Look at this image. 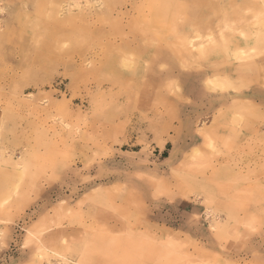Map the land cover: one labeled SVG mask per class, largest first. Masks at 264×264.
<instances>
[{
  "label": "rangeland",
  "instance_id": "1",
  "mask_svg": "<svg viewBox=\"0 0 264 264\" xmlns=\"http://www.w3.org/2000/svg\"><path fill=\"white\" fill-rule=\"evenodd\" d=\"M263 5L0 0V264H264Z\"/></svg>",
  "mask_w": 264,
  "mask_h": 264
},
{
  "label": "bare ground",
  "instance_id": "2",
  "mask_svg": "<svg viewBox=\"0 0 264 264\" xmlns=\"http://www.w3.org/2000/svg\"><path fill=\"white\" fill-rule=\"evenodd\" d=\"M93 2H94V0H93ZM64 3H66V5L67 6H69L70 5V2H67V1H65ZM84 3V2H83ZM86 3V2H85ZM99 4V3H98ZM101 4H102V1H101ZM76 5H78V3L76 4ZM81 5V4H80ZM94 5H96V2H95V4ZM104 6V5H103ZM264 6V5H263ZM66 8V7H65ZM97 8V7H96ZM63 9V8H62ZM3 10V9H2ZM65 10V9H64ZM91 10V9H90ZM94 10V9H93ZM1 11V10H0ZM88 12V11H87ZM89 12H91V11H89ZM88 12V13H89ZM194 18V17H193ZM122 22V21H121ZM257 24V23H256ZM210 28V27H209ZM252 31V30H251ZM254 31V30H253ZM216 33V32H215ZM248 33H250V32H248ZM217 34V33H216ZM187 36V35H186ZM253 36V35H252ZM251 36V37H252ZM19 38H21V37H19ZM189 38V37H188ZM255 38V37H254ZM253 38V39H254ZM117 39V38H116ZM164 40V39H163ZM191 41H193V39H190ZM255 40V39H254ZM253 40V41H254ZM257 40V39H256ZM186 42V41H185ZM188 42V41H187ZM123 43V42H122ZM204 43V42H203ZM252 43H254V42H252ZM247 44V43H246ZM124 45V44H123ZM256 45V44H255ZM134 47V46H133ZM133 47H132V50H133ZM141 47V46H140ZM139 47V48H140ZM256 47V46H255ZM118 48V47H117ZM257 48V47H256ZM143 49H144V47H143ZM117 50V49H116ZM132 50L130 51V52H132ZM147 50L148 49H144L143 50V52H142V48L140 49V51H141V56L142 55H147ZM192 50V49H191ZM202 50V49H201ZM164 51V43L162 44L161 43V45H160V47H159V50H158V52H163ZM249 51H251V50H249ZM257 52V51H256ZM259 52V51H258ZM253 53H254V50H253ZM253 53H250V54H252V56H253ZM139 54V55H140ZM255 54V53H254ZM259 54V53H258ZM230 56V55H229ZM260 56V55H259ZM261 57V56H260ZM256 58V57H255ZM249 60V59H248ZM249 66H250V70L252 71V70H254V69H257V70H260V71H262L263 69V67H264V57L262 56L261 58H258V59H256V60H250L249 61ZM262 69V70H261ZM211 70V69H210ZM163 72V71H162ZM259 72V71H258ZM263 72V71H262ZM164 73V72H163ZM199 76H200V74H198ZM240 76H242V75H240ZM249 76V75H248ZM247 76V77H248ZM181 77V76H180ZM184 77V76H183ZM260 77V76H259ZM257 78V77H256ZM262 78V77H261ZM264 79V78H263ZM186 80V79H185ZM231 80V79H230ZM259 80V79H258ZM248 82H249V80H247ZM251 81V80H250ZM252 82V81H251ZM261 83V82H260ZM263 83V82H262ZM231 85H232V83H230ZM231 85L229 86V82L227 81V80H224V78H222V79H208L206 82H205V86L207 87V88H209V89H211V90H214V91H224L226 88H229V87H231ZM248 85V84H247ZM232 88V87H231ZM232 89H234V88H232ZM189 90H191V88L189 89ZM199 92H201V91H199ZM216 93V92H215ZM157 94V93H156ZM195 95H202V94H200V93H198L197 92V94H195ZM204 95V94H203ZM230 94L229 93H219L218 94V102H220V101H225L226 100V98L229 96ZM262 95H263V90H262V88L259 86V84H252V86H251V88H250V90H248V92H247V96L248 97H250V98H252L253 99V101H256V100H263V98H262ZM206 96V98H207V101H206V105H205V107H208L209 105H211L214 101L216 102L217 101V99H216V97H217V95H211V94H206L205 95ZM205 96L204 97H202L203 99H206L205 98ZM211 97V98H210ZM247 97V98H248ZM214 100V101H213ZM192 102V101H191ZM223 102H220V103H223ZM198 104V103H197ZM252 104V103H251ZM214 105V104H213ZM194 106H196V105H194ZM254 112V111H253ZM200 118V117H199ZM202 132H204V131H202ZM253 143V142H252ZM252 150V149H251ZM203 180V179H202ZM187 187V186H186Z\"/></svg>",
  "mask_w": 264,
  "mask_h": 264
}]
</instances>
